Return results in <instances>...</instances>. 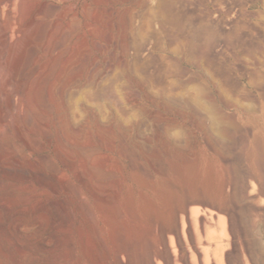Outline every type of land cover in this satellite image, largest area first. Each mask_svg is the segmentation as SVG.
<instances>
[{
    "label": "rangeland",
    "instance_id": "1",
    "mask_svg": "<svg viewBox=\"0 0 264 264\" xmlns=\"http://www.w3.org/2000/svg\"><path fill=\"white\" fill-rule=\"evenodd\" d=\"M0 264H264V0H0Z\"/></svg>",
    "mask_w": 264,
    "mask_h": 264
},
{
    "label": "bare ground",
    "instance_id": "2",
    "mask_svg": "<svg viewBox=\"0 0 264 264\" xmlns=\"http://www.w3.org/2000/svg\"><path fill=\"white\" fill-rule=\"evenodd\" d=\"M45 88V87H44ZM48 90H43V88L39 91V93H41L42 92V95L44 94V95H48L49 94V92H47ZM44 92V93H43ZM84 154L88 157V159H90V163H91V168L93 169V171L94 172H96V173H101L102 171H103V167L101 166V165H98V164H96V163H94V161L92 160V156H93V151H89V150H84ZM150 254H151V252H149ZM150 258H149V262H150ZM148 261V260H147ZM148 262V263H149ZM150 263H152V262H150Z\"/></svg>",
    "mask_w": 264,
    "mask_h": 264
}]
</instances>
